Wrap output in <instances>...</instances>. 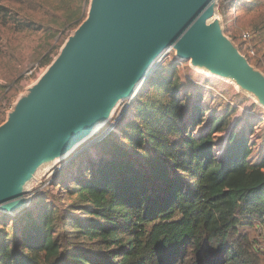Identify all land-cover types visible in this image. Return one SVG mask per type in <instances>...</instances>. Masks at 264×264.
Segmentation results:
<instances>
[{
	"label": "trees",
	"instance_id": "1",
	"mask_svg": "<svg viewBox=\"0 0 264 264\" xmlns=\"http://www.w3.org/2000/svg\"><path fill=\"white\" fill-rule=\"evenodd\" d=\"M10 5L0 2V36L54 31ZM75 9L63 27L81 23L86 8ZM184 87L175 65L158 67L130 103L133 116L65 185L69 204L41 200L1 226L0 264H264L247 232L264 224V154L253 151V126L233 127L218 154L236 110L206 119L201 104L181 97Z\"/></svg>",
	"mask_w": 264,
	"mask_h": 264
},
{
	"label": "water",
	"instance_id": "2",
	"mask_svg": "<svg viewBox=\"0 0 264 264\" xmlns=\"http://www.w3.org/2000/svg\"><path fill=\"white\" fill-rule=\"evenodd\" d=\"M214 5L215 0H90L85 21L0 126V211L26 207V187L38 168L72 154L119 103L132 102L170 50L175 60L235 83L264 106V79L221 36L212 21Z\"/></svg>",
	"mask_w": 264,
	"mask_h": 264
},
{
	"label": "rangeland",
	"instance_id": "3",
	"mask_svg": "<svg viewBox=\"0 0 264 264\" xmlns=\"http://www.w3.org/2000/svg\"><path fill=\"white\" fill-rule=\"evenodd\" d=\"M85 1L72 0L74 5L71 4L69 13L66 12L67 9H58L60 0L0 1L11 4L12 8L27 11L33 20L45 25L50 24L54 30L51 33L44 28V32L39 33L0 36V126L6 121L5 113L11 110L21 97L27 95L29 87L35 85L45 74L49 66L60 56L67 41L85 21L90 0L86 6ZM80 2L82 11L84 7L86 8L81 23L74 22L63 27L62 23L74 16L75 7L79 6ZM52 6L56 11H52ZM213 12L212 21L217 22L221 36L238 51L254 73L264 79V0H215ZM243 33L249 34L250 38L243 40ZM160 59L158 67L169 64L177 67L185 85L182 91L185 93H181V97L186 98L189 104H193L194 100L201 104L206 119L211 115H222L226 108L236 110L230 128L218 136L222 142L214 147L215 152L220 154L225 139L233 127L237 125L239 129L250 124L254 129L251 136L252 144L255 145L253 151L255 154H264V106L260 104L257 95L239 89L231 81L196 68L191 61L175 60V52L172 50L162 55ZM259 89L264 95V87L260 85ZM199 95L201 100H198ZM127 103H119L109 120L100 125L72 154L62 160L55 159L42 164L34 173V179L26 187L30 193V202L26 207L13 213L0 211V228L4 225L8 229L25 212L35 209L37 211L41 200L48 206H52L54 202H57L56 204L61 202L65 208L69 204V201L64 199L65 185H71L79 168L86 173L85 164L88 157L91 160L99 159V153L93 146L104 136L118 133L125 123V118L133 116L131 102L128 106ZM80 164L82 167H79ZM247 232L255 249L258 252L264 251V224L253 221Z\"/></svg>",
	"mask_w": 264,
	"mask_h": 264
},
{
	"label": "bare ground",
	"instance_id": "4",
	"mask_svg": "<svg viewBox=\"0 0 264 264\" xmlns=\"http://www.w3.org/2000/svg\"><path fill=\"white\" fill-rule=\"evenodd\" d=\"M215 21V20H214ZM159 60V56H157V57H155L152 61H151V63H150V65H149V67H148V71H151L152 70V68L155 66V64H156V62ZM216 77V76H215ZM218 78H220V77H218ZM218 78H215V79H218ZM99 128V127H98Z\"/></svg>",
	"mask_w": 264,
	"mask_h": 264
},
{
	"label": "built area",
	"instance_id": "5",
	"mask_svg": "<svg viewBox=\"0 0 264 264\" xmlns=\"http://www.w3.org/2000/svg\"><path fill=\"white\" fill-rule=\"evenodd\" d=\"M242 38H243V40H248V39L250 38V36H249V34H247V33H243V34H242ZM128 104H129V103H127V106H128ZM7 112H8V111H7ZM7 112H6V113H7ZM6 113H5V114H6ZM122 115H123V114H122ZM122 115H121V118H123ZM104 137H105V136H104ZM104 137H103V138H104ZM103 138H102V139H103ZM102 139H101V140H102ZM101 140L99 139L97 142L99 143Z\"/></svg>",
	"mask_w": 264,
	"mask_h": 264
}]
</instances>
